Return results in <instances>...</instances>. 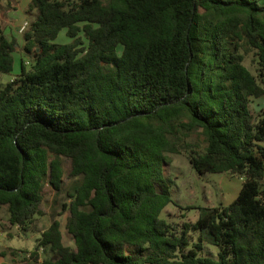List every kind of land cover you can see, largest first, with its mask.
<instances>
[{"label": "trees", "instance_id": "trees-1", "mask_svg": "<svg viewBox=\"0 0 264 264\" xmlns=\"http://www.w3.org/2000/svg\"><path fill=\"white\" fill-rule=\"evenodd\" d=\"M24 13L19 69L0 82V212L27 231L45 185L63 189L65 159L73 180L57 212L70 242L53 218L29 257L264 264V107L250 109L264 97V0H29ZM16 43L0 18V78ZM168 152L239 176L237 195L184 206L198 215L177 228L160 216L173 201Z\"/></svg>", "mask_w": 264, "mask_h": 264}, {"label": "rangeland", "instance_id": "rangeland-1", "mask_svg": "<svg viewBox=\"0 0 264 264\" xmlns=\"http://www.w3.org/2000/svg\"><path fill=\"white\" fill-rule=\"evenodd\" d=\"M1 1L3 6H6V9H4L0 5V18L4 24V29L9 37H14L17 41V49L13 52V72L11 74H3L0 78V82H5L12 78V74L19 69V59L21 57L20 45L22 43V31L20 28L27 22L24 13L27 2L26 0ZM69 40L65 35V30L62 29L58 34L57 41L66 42ZM244 65L251 72H255V64L251 60L250 55L245 57ZM262 107H264V97L251 99L250 109L253 113H256ZM199 138L194 136L192 140L197 144H201ZM166 154L169 156L170 161L168 165L164 166L163 173L167 178L173 201L165 206L160 216L177 228H180L183 221H195L198 215L197 208L188 210L184 206L223 205L230 202L237 195L242 182L239 176L227 172H205L199 174L189 163L186 152H168ZM69 169V161L65 159L63 189L60 192H57L49 184L45 185V199L40 207V213L33 217L27 231L20 229L17 225L9 224L7 207L3 206L0 212V230L2 231L0 234V251L3 250L4 253L0 255V264H17V262L19 264H39L40 262H35L29 257V254L34 249L41 231L48 226L53 218L60 220L64 240L70 242L64 228L68 212L65 211L62 214L57 213L61 208V204L68 202L66 192L73 183V180L68 177ZM179 206H182V208ZM190 236L191 242L197 240L196 231H191ZM8 245L21 247L26 250V253L20 254L17 250L12 257ZM218 250V246L205 242L201 249V254L216 257ZM38 252L41 259L50 254L48 250L42 248Z\"/></svg>", "mask_w": 264, "mask_h": 264}, {"label": "crops", "instance_id": "crops-1", "mask_svg": "<svg viewBox=\"0 0 264 264\" xmlns=\"http://www.w3.org/2000/svg\"><path fill=\"white\" fill-rule=\"evenodd\" d=\"M29 0H26V2H28ZM6 32V31H5ZM43 231V230H42ZM41 231V232H42ZM2 233V231L0 230V234ZM41 234V233H40ZM20 238V237H19ZM8 248H10V254H11V256L13 257L14 256V254L16 253V251L18 250V252H20V254H25L26 253V250L25 249H23V248H21V247H12V246H10V245H8ZM3 250H1L0 251V255L2 254L3 255ZM13 254V255H12ZM50 255V254H49ZM48 255V256H49ZM48 256H46V257H48ZM15 259H16V257H15ZM41 260V258H39V261ZM17 264H19L18 262H17Z\"/></svg>", "mask_w": 264, "mask_h": 264}, {"label": "built area", "instance_id": "built-area-1", "mask_svg": "<svg viewBox=\"0 0 264 264\" xmlns=\"http://www.w3.org/2000/svg\"><path fill=\"white\" fill-rule=\"evenodd\" d=\"M26 26V22L21 26L20 30H23V28Z\"/></svg>", "mask_w": 264, "mask_h": 264}]
</instances>
